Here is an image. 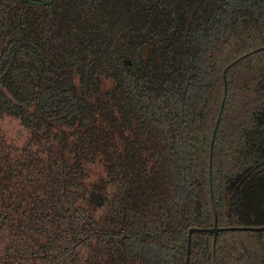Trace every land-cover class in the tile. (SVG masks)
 Masks as SVG:
<instances>
[{"label": "trees", "instance_id": "1", "mask_svg": "<svg viewBox=\"0 0 264 264\" xmlns=\"http://www.w3.org/2000/svg\"><path fill=\"white\" fill-rule=\"evenodd\" d=\"M215 221L264 227V0H0V264H184Z\"/></svg>", "mask_w": 264, "mask_h": 264}, {"label": "water", "instance_id": "2", "mask_svg": "<svg viewBox=\"0 0 264 264\" xmlns=\"http://www.w3.org/2000/svg\"><path fill=\"white\" fill-rule=\"evenodd\" d=\"M125 63L128 67L131 66V63L128 59H125ZM226 87V85H225ZM211 152H212V143L210 146V159H209V169H211ZM238 230H242V231H254V232H262L264 231V227L263 228H218L216 225V221L215 224L213 226V228L211 229H199V228H192L188 231L187 234V246H186V257H185V262L184 264H189V253H190V246H191V236L192 234L195 233H211L213 235V245H215V241L217 238L218 233L222 232V231H238Z\"/></svg>", "mask_w": 264, "mask_h": 264}]
</instances>
